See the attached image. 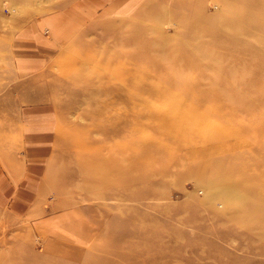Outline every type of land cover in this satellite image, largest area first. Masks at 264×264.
I'll return each mask as SVG.
<instances>
[{
    "label": "rangeland",
    "instance_id": "374dc122",
    "mask_svg": "<svg viewBox=\"0 0 264 264\" xmlns=\"http://www.w3.org/2000/svg\"><path fill=\"white\" fill-rule=\"evenodd\" d=\"M78 1L0 0V152L19 144L21 101L47 99L58 119L41 176L45 207L17 218L0 210V264H264V203L253 204L235 171L264 170V85L243 91L247 71L230 58L244 49L211 36L226 29L264 46V12L255 14L260 35L225 24L244 15L243 0H137L88 25L69 12ZM56 14L68 15L62 39L43 29V47L18 42ZM226 48L231 63L218 67L209 54ZM31 52L42 66L26 74L20 62ZM184 58L199 63L182 69ZM209 65L227 73L239 101L214 86L203 93L204 77L224 76L205 73ZM255 179L261 186L264 176ZM233 180L239 202L218 191Z\"/></svg>",
    "mask_w": 264,
    "mask_h": 264
},
{
    "label": "crops",
    "instance_id": "0c3cea01",
    "mask_svg": "<svg viewBox=\"0 0 264 264\" xmlns=\"http://www.w3.org/2000/svg\"><path fill=\"white\" fill-rule=\"evenodd\" d=\"M136 2L137 0H82L74 3L69 12L74 19H82L88 25H94L97 21L103 22L105 19L122 17ZM67 16L66 14L52 15L47 19L48 22L44 20L35 23L34 26L25 27L18 35L20 36L18 42L26 41L25 44L30 43L27 46L35 44L43 47L42 42H39L42 39L41 31L48 29L46 30L48 34L49 31L52 32L50 34L52 42L56 43L57 38L62 39L66 31H69V25L64 20ZM31 53V57L27 53L26 58L20 62V68L27 70L26 74H31L42 66L37 57L31 59L33 52ZM50 103L47 99H31L20 103L17 108L19 131L17 143L19 144L13 151H9L7 156L3 154L4 152H0V210L12 217L17 218L20 216L18 214L34 212L45 207L39 194L41 184L44 183L41 176L45 161H48V157L54 150L53 143L56 138L58 120L56 107ZM36 205L38 206L35 208ZM55 214H45L40 218H31L30 221L32 223L42 221L41 223L44 224L45 216L48 215L49 219L50 217L54 219Z\"/></svg>",
    "mask_w": 264,
    "mask_h": 264
},
{
    "label": "bare ground",
    "instance_id": "6f19581e",
    "mask_svg": "<svg viewBox=\"0 0 264 264\" xmlns=\"http://www.w3.org/2000/svg\"><path fill=\"white\" fill-rule=\"evenodd\" d=\"M242 5L244 6V15L241 16L240 18H238L237 22L235 20L233 21H230V22H225V24L228 26V27H231V28H237L240 24L243 23V27L241 28L242 30H244L245 32H248V33H254L255 31L258 30V34L260 35L261 31H259L261 29V26L255 19V14H256V11L258 10H262L264 12V0H243L242 2ZM261 12V11H260ZM226 30V29H225ZM225 30H222V32L220 31H213L212 33V38L216 37L218 39V36H222L224 37V39L226 41H229L230 44H233V46L236 48L238 47V45H240L243 49H244V52H245V55H243V57H239L237 59H234V58H230L231 55V51L230 49L226 48L224 50H221V49H217L216 52L215 51H212L211 54H209L210 56H212V54L218 58H220V61H218L217 63H215L217 66L219 65V63H222V62H227L230 58V61L232 63H236L235 65L237 66V70L240 72H244V70L247 71V74H248V78L247 80L243 81V82H240V86H242L241 88H243V91H246L247 93L249 94H254L255 92L257 91H260V89H262V85H264L263 83V80H264V46L263 44L259 45V46H256V45H251L249 42L247 41H243V40H240L239 38V32L234 36H230L229 34H226L227 32H225ZM210 33V32H209ZM208 33V34H209ZM257 37H259L257 35ZM138 43V42H137ZM201 58V57H200ZM180 61V60H179ZM190 59H183L182 61V69H193L195 66L198 65V61H195L194 63L191 61ZM230 61H228V63H231ZM208 62V61H207ZM172 67L174 68H177L176 67V64L173 62L172 64ZM219 67V66H218ZM244 68V70L242 69ZM229 70V69H228ZM205 73H209V71L211 72H217V71H220L221 74L223 72V75L222 76V79L220 80H216V81H213V80H210L212 76H209V77H204L205 74L202 75V77H204L205 79H209L207 80L206 82L210 81V84H206V86H214L216 88V90L218 92H221V94H224V95H221V97H226L227 99H230V100H235V101H239V98L233 96L235 94H232V91L234 90L233 88H229L227 86H224V81L225 79H227L226 75L227 73L221 69H216L214 68L212 65H209V66H206L205 69H204ZM231 72V70H229ZM238 72V73H239ZM102 78L101 80L103 81L104 80V77H100ZM203 79V80H205ZM106 81V80H105ZM174 85H175V82L173 81L172 82ZM179 85V84H178ZM176 85V86H178ZM102 86V85H101ZM105 87V86H104ZM107 88V87H106ZM210 88V87H209ZM203 93L205 94H209L212 89L210 88ZM104 90V89H103ZM163 90V89H162ZM107 90L104 91V93L106 92ZM109 91L112 92V90L109 89ZM111 94V92H109ZM113 91H116L114 88H113ZM166 91L169 92V90L166 88ZM163 92V91H162ZM226 93V94H225ZM109 94V95H110ZM169 94V93H168ZM166 94V95H168ZM69 95V94H67ZM165 95V94H164ZM118 96H116L117 98ZM162 97V96H161ZM125 98V97H124ZM158 98V97H156ZM179 98V97H178ZM264 98V97H263ZM35 100H39V98L35 99ZM181 100V99H180ZM242 102H244V104L246 105H250L252 103H255L257 104L258 102H261L256 100L255 102H248L246 103L245 100H243V98H241ZM263 100V99H262ZM26 101V100H25ZM24 101V102H25ZM28 101V100H27ZM107 101V100H106ZM127 102V101H126ZM174 102V101H173ZM22 103V101H21ZM175 103V102H174ZM174 103H172V105H174ZM51 104V103H50ZM127 104V103H125ZM178 104V103H177ZM207 104V103H206ZM254 104V105H255ZM181 105V104H180ZM183 105V104H182ZM184 106V105H183ZM203 107V106H202ZM207 107V106H206ZM205 107V108H206ZM210 107V106H209ZM208 108V107H207ZM224 108V107H223ZM226 108V107H225ZM100 110V109H99ZM211 111V110H209ZM225 111V110H224ZM216 112V111H215ZM222 112V110H219V112H216V113H219L223 116V114L225 112L220 113ZM229 112V110H228ZM226 112V114L228 113ZM230 113V112H229ZM261 115V114H260ZM221 116V117H222ZM227 116H225L226 118ZM59 118V117H58ZM264 118V117H263ZM186 119V117H185ZM190 119V118H189ZM187 119V120H189ZM193 119V118H192ZM233 119V118H232ZM54 120V119H53ZM190 122V121H189ZM196 122H194L195 124ZM109 127V126H108ZM132 129V128H131ZM222 130V129H221ZM103 133V132H102ZM130 133V132H129ZM220 134V133H219ZM223 136H229L231 135V131H224L222 132ZM115 135V134H114ZM232 137V136H231ZM230 138V137H229ZM52 140V139H51ZM120 145V144H119ZM253 145V144H251ZM111 163H114L113 162V158L111 157ZM252 165L253 162H251ZM116 168L119 170L120 172V169L121 167H119V165H116ZM206 167L204 166H200V169H204ZM243 166H242V169L241 171L239 170H235V171H238L239 174L243 175V185L244 186H247L248 189H250V200L253 201V204L256 205L258 204V201L261 200L263 203H264V181L263 184L260 182L261 186L256 182V179L255 177H257V175L261 176L262 175L264 176V170L262 173H257L255 174L256 176H253L252 174H249V173H244L243 172ZM127 178L131 179L130 177L126 176ZM132 180V179H131ZM232 180V179H231ZM257 183V184H256ZM38 185V184H37ZM229 185V184H228ZM227 185V187L225 189H223V185L221 187H218V191H219V194L222 196V197H226V199H229L230 200L232 198H234V200H236V202H239L241 200V195L239 194V186L238 185V181H234L233 180V183L231 185V187H229ZM229 197V198H227ZM264 206V204H263ZM19 215V214H18ZM91 255L89 253H84L83 257H90ZM85 258V259H86ZM126 259V258H125Z\"/></svg>",
    "mask_w": 264,
    "mask_h": 264
}]
</instances>
